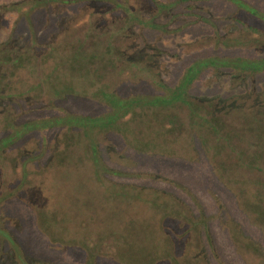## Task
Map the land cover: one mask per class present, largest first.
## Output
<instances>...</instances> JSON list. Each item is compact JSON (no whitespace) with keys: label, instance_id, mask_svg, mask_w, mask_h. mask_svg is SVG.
<instances>
[{"label":"rangeland","instance_id":"obj_1","mask_svg":"<svg viewBox=\"0 0 264 264\" xmlns=\"http://www.w3.org/2000/svg\"><path fill=\"white\" fill-rule=\"evenodd\" d=\"M25 1L28 6L20 11L0 10V43L9 42L7 45L26 50L34 42L33 52L46 58L41 63L42 77L52 73L53 82L55 79L63 82L73 80L80 87L89 89L106 84L124 96L154 94L160 90L146 77L149 74L174 85L190 64L203 58L264 56V21L239 9L229 0H159L176 3L169 11H159L153 0H118L141 18H154L166 24V32L140 24L128 26L127 13L121 8H115L109 2L87 0L37 7L31 13V30L21 13H25L34 0H0V7ZM245 1L264 12V0ZM33 32L36 41H33ZM78 41L84 42L81 52L86 56L93 52V61L87 62L91 64L89 68L85 63L80 64L81 60L75 64L71 62ZM50 45L56 46L57 50L50 53ZM56 59L62 64L54 72L52 66ZM103 64L105 68L101 69ZM13 80L18 86L13 92L17 93L22 82H33L36 77L28 71H20L11 77ZM191 93L205 100L223 102L218 112L226 119H236L233 122L240 127L238 119L244 116V112L253 113L257 109L256 96H264V72L249 74L226 68L206 69L194 81ZM49 97L47 93L34 91L20 97L0 99V138L8 132L6 118L19 124L65 111L99 115L108 110L106 104L90 96L67 94L61 99ZM76 134L66 128L35 131L6 149L0 157V199L5 197L0 200V264H30L32 260L55 264L84 262L82 250L50 243L37 227L35 215V207L41 210L60 207L62 212H78L79 208L89 209L99 204L104 218L110 213V208H114L111 204L99 203L90 163L86 160V149ZM98 144L107 165L142 175L132 182L180 193L171 183L160 178L163 177L190 189L208 213L214 215L211 228L224 264L248 263L234 251L221 224L224 212L221 213L214 196L229 202L236 217L242 219L246 232L264 243L260 233L237 209L232 193L219 182L204 155L191 162L140 153L127 148L122 137L113 133L99 134ZM23 169L29 173V178L15 196L12 192L23 177ZM153 175L158 178H153ZM126 213L128 217H150L152 211L138 204L128 208ZM170 224L176 227L177 222ZM12 238L23 253H12ZM16 255L17 262L14 259ZM189 255L192 258L193 251ZM252 256V263L263 257L261 254ZM209 259L212 264H219L214 255L210 254ZM99 264L113 263L100 260Z\"/></svg>","mask_w":264,"mask_h":264},{"label":"trees","instance_id":"obj_2","mask_svg":"<svg viewBox=\"0 0 264 264\" xmlns=\"http://www.w3.org/2000/svg\"><path fill=\"white\" fill-rule=\"evenodd\" d=\"M80 1L86 0H34L28 11L21 14L33 30L30 18L37 7ZM87 1L109 2L115 8H121L127 13L128 26L140 24L153 30L168 31L166 24L154 18H141L118 0ZM153 1L159 11H169L176 4ZM229 1L264 21V12L258 7L245 0ZM25 6H28L26 1L17 2L0 7V10L20 11ZM32 37L36 41L34 32ZM8 43H0V99L20 97L35 91L59 99L67 94L90 96L108 107L106 112L99 115L65 111L63 114L30 119L19 124L11 121V118L5 119L8 132L0 138V157L6 149L35 131L66 128L68 132H77L78 140L86 149V160L90 163L97 199L99 203L114 206L104 218L99 204L89 209L79 208L78 212H62L60 207L48 210L35 207L37 227L50 243L62 248L75 247L82 250L85 253L82 264H99L100 260L113 264H190L189 261L192 264H205V261L206 264H212L210 254L217 257L219 264H224L211 228L214 215L208 213L197 196L181 183L163 177L160 178L171 183L180 193L132 182L142 175L114 169L101 157L98 144V135L101 133L120 135L127 148L149 155L191 162L204 155L219 182L232 193L237 209L264 240V96H256L257 109L249 114L244 112V116L238 119L239 127L234 123L236 119H226L218 112L223 102L217 99L205 100L191 93L194 81L204 70L226 68L258 74L264 72V56L203 58L190 64L174 85L161 81L157 75H147L160 92L124 96L106 84L89 89L80 87L73 80L63 82L55 79L53 82L52 73L42 77L41 63L46 58L38 57L33 52L35 43L26 50H18ZM83 45L84 42L78 41L71 62L75 64L81 60L80 64L85 63L89 68L93 52L86 56L85 52H81ZM56 50V46L50 45V53ZM53 64L55 72L62 62L56 59ZM104 68L103 64L101 69ZM20 71L30 72L36 80L22 82L20 91L16 93L13 91L18 86L16 81H11V77ZM152 177L158 178L154 175ZM28 178L29 173L23 169V177L12 194L16 196L15 192L21 190ZM214 199L221 213L224 212L225 218L222 217L221 224L234 251L248 264H264V243L246 232L242 219L236 217L229 202L219 196H214ZM138 204L150 209L151 216L128 217L127 209ZM172 221L177 222L176 227L171 226ZM12 241V253H23L18 242L15 239ZM192 251L191 258L189 254ZM252 254H261L263 257L257 263H252ZM30 264L55 263L32 260Z\"/></svg>","mask_w":264,"mask_h":264}]
</instances>
